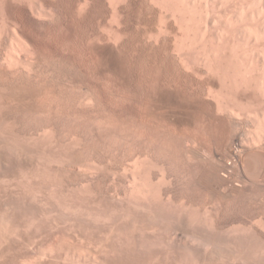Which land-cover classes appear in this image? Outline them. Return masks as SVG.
I'll return each instance as SVG.
<instances>
[{
    "label": "rangeland",
    "instance_id": "374dc122",
    "mask_svg": "<svg viewBox=\"0 0 264 264\" xmlns=\"http://www.w3.org/2000/svg\"><path fill=\"white\" fill-rule=\"evenodd\" d=\"M154 1L0 0V264H264V162L229 158L264 103L207 65L246 21Z\"/></svg>",
    "mask_w": 264,
    "mask_h": 264
},
{
    "label": "bare ground",
    "instance_id": "6f19581e",
    "mask_svg": "<svg viewBox=\"0 0 264 264\" xmlns=\"http://www.w3.org/2000/svg\"><path fill=\"white\" fill-rule=\"evenodd\" d=\"M102 1V0H101ZM108 1V0H107ZM111 2L112 1H115V0H110ZM149 1V0H148ZM152 1V0H151ZM181 1V0H180ZM179 0H177V3L180 2ZM214 1L216 0H201L202 2V9H203V13L204 15H202L203 17V20H204V23L206 24L207 20H208V16H209V12H212L210 11L211 10V3H213ZM234 1H237L234 2ZM155 5H157V3L159 5H162V6H165L168 4L169 0H155ZM185 2V1H184ZM217 2L220 3V7L222 6L223 8H229V6L231 7L233 5V7H236L235 5H238V13L239 15L243 16L245 21H246V24H244L242 27H239L238 30L240 31V33L243 35V37L251 44L250 46L251 49L249 50L248 53H244L242 54V56L240 57V59H243V61H239V59H235V61L233 62V60L231 59H225L224 56H222L221 54L223 53H220V50H216L214 49V53H213V56L210 57L213 58V60L211 59V61L209 60V58H207V61H208V69L210 70L212 68L213 72L215 73L216 77H218L219 79V82H220V85H222L223 83V80H225L224 82H226L228 84V87L230 89H233L234 90H241L243 89L244 90H250L251 91V96H255L254 98L252 97L253 101L258 99V101H255L256 104H258L259 101H262V102H259V103H264V0H217ZM235 4H234V3ZM83 3V2H82ZM86 3V1H85ZM130 3V2H129ZM176 3V1H175ZM183 3V1H182ZM173 4V3H172ZM185 4V3H184ZM193 4V3H192ZM250 4H257L258 5V8L257 10H249L250 7L249 5ZM174 5V4H173ZM172 5V6H173ZM177 5V4H176ZM79 6V5H78ZM111 6V5H110ZM151 6V4H150ZM160 6V7H162ZM171 6V4H170ZM175 6V5H174ZM178 6V5H177ZM252 6V5H251ZM254 6V5H253ZM214 7V6H213ZM99 8V7H98ZM137 8V7H136ZM154 8V7H153ZM167 8V6H166ZM177 8V7H176ZM190 8V7H189ZM32 9V8H31ZM173 9V8H172ZM175 9V8H174ZM201 9V8H200ZM167 10V9H166ZM114 11V10H113ZM160 11V10H159ZM162 11V10H161ZM164 11V9H163ZM169 11V10H168ZM112 12V11H111ZM131 12V11H130ZM84 13V12H83ZM110 13V12H109ZM114 13V12H113ZM147 13V12H145ZM202 13V11H201ZM202 13V14H203ZM214 13V12H213ZM237 13V12H236ZM117 14V13H116ZM159 14V13H158ZM185 14V13H184ZM198 14V13H197ZM227 14V13H226ZM167 15V14H165ZM178 15V14H176ZM212 15V14H211ZM230 15V14H229ZM256 15V16H255ZM32 16V15H31ZM164 16V15H163ZM184 16V15H183ZM255 16V17H254ZM110 17V16H109ZM120 17V16H119ZM188 17V16H187ZM217 17V16H216ZM66 18V17H65ZM122 18V17H121ZM168 18V17H167ZM211 18V17H210ZM188 19V18H187ZM199 19V18H198ZM243 19V18H242ZM164 20V19H163ZM224 23L225 24V29L227 30L226 32H224V30L222 31L221 29V38H224L227 37L226 39H229V31L231 29V23L233 22L234 18L233 16L232 17H226V19L224 18L223 19ZM116 21V20H115ZM165 21V20H164ZM242 21V20H241ZM126 22V21H125ZM171 22V21H169ZM202 22V21H201ZM164 23V22H163ZM162 23V24H163ZM185 23V22H184ZM203 23V22H202ZM208 23V22H207ZM180 24V23H179ZM192 24V23H191ZM212 24H213V20H212ZM222 24V25H223ZM79 25V24H78ZM113 25V24H112ZM117 25V24H115ZM129 25V24H128ZM174 25V24H173ZM204 25V24H203ZM83 26V25H82ZM142 27V26H141ZM205 25L203 26V29H202V34H206L204 32H206V27ZM138 28V27H137ZM99 29V28H98ZM147 29V28H146ZM159 29V28H158ZM186 29V28H185ZM144 30V29H143ZM237 29H235V32H236ZM98 31V30H97ZM137 31V30H136ZM162 31V30H161ZM201 31V30H200ZM209 31V30H208ZM218 31V30H217ZM231 31H233V28L231 29ZM99 32V31H98ZM141 32V31H140ZM105 33V32H104ZM219 33V34H220ZM234 33V32H233ZM97 34V33H96ZM107 34V33H106ZM158 34V33H157ZM181 34V33H180ZM216 34V33H215ZM104 35V34H103ZM186 35V33H185ZM236 35V34H235ZM89 36V35H88ZM162 36V35H161ZM219 36V35H218ZM231 36V35H230ZM233 36V34H232ZM120 37V36H119ZM166 37V36H165ZM180 37V36H179ZM185 37V36H184ZM204 37V35H203ZM237 37V36H236ZM19 38V37H18ZM142 38V37H141ZM181 38V37H180ZM183 38V37H182ZM197 38V37H196ZM217 38V37H216ZM220 38V36H219ZM234 38V36H233ZM231 38V39H233ZM121 39V37H120ZM201 39V38H200ZM191 40V39H190ZM240 40V39H239ZM21 41V40H20ZM164 41V40H163ZM184 41V40H183ZM217 41H220L217 40ZM229 41V40H228ZM113 42V41H112ZM115 42V41H114ZM143 42V41H142ZM154 42V41H153ZM175 42V41H174ZM207 42V41H206ZM215 42V41H214ZM226 42V41H225ZM231 42V41H230ZM20 43V42H18ZM199 43V42H198ZM197 43V44H198ZM222 43V42H221ZM166 44V43H165ZM179 44V43H178ZM195 44V43H194ZM216 44V43H215ZM229 44V43H228ZM234 43H230V45H232ZM16 45V44H15ZM176 45V44H175ZM180 45V44H179ZM196 45V44H195ZM246 45V43H245ZM142 46V45H141ZM183 46V45H182ZM218 46H219V43H218ZM133 47V46H132ZM181 47V46H180ZM192 47V46H191ZM245 47V46H244ZM217 48V47H216ZM221 48V47H219ZM247 48V47H246ZM160 49V48H159ZM182 49V48H181ZM198 49V48H197ZM203 49V48H202ZM236 49V48H235ZM175 50V49H174ZM183 50V49H182ZM185 50V49H184ZM188 50V49H187ZM248 50V49H247ZM139 51V50H138ZM147 51V50H146ZM176 51V50H175ZM224 51V50H223ZM233 52V51H232ZM232 52L230 51V54L233 56ZM237 53V52H236ZM167 54V53H166ZM175 54V53H174ZM246 54V55H245ZM224 55V53H223ZM240 55V54H239ZM124 56V55H123ZM137 56V55H136ZM143 56V55H142ZM154 56V54H153ZM235 56V55H234ZM159 57V56H158ZM166 57V56H165ZM171 57V56H170ZM183 57V56H182ZM208 57V56H207ZM230 57V55H229ZM228 58V57H227ZM169 60V59H168ZM253 61L255 62L253 64ZM140 62V61H139ZM194 62V61H193ZM205 62V61H204ZM144 63V62H143ZM171 63V62H170ZM181 63V62H180ZM27 64V63H26ZM167 64V63H166ZM203 66V65H202ZM188 67V66H187ZM28 68V67H27ZM30 68V66H29ZM172 68V67H171ZM189 68V67H188ZM192 68V67H191ZM158 69V68H157ZM167 69V68H166ZM195 69V68H194ZM143 70V69H142ZM149 70V69H148ZM164 70V69H163ZM171 70V69H170ZM176 70V69H175ZM174 70V71H175ZM201 70V69H200ZM206 70V69H205ZM180 71V70H179ZM139 72V71H138ZM195 72V71H194ZM208 72V71H207ZM212 72V71H211ZM184 73V72H183ZM205 73V72H204ZM146 74V73H145ZM169 74V73H168ZM210 74V73H209ZM137 75V74H136ZM184 75V74H182ZM207 75V74H206ZM163 76V75H162ZM167 76V75H166ZM177 76V75H176ZM187 76V75H186ZM212 76V75H211ZM175 78V77H174ZM13 79V78H12ZM143 79V78H142ZM170 82V81H169ZM172 82V81H171ZM180 82V81H179ZM176 83V82H175ZM142 84V83H141ZM225 84V85H227ZM207 85V84H206ZM224 85V84H223ZM199 87V86H198ZM205 88V87H204ZM191 89V88H190ZM195 89V88H194ZM220 89V88H219ZM198 90V89H197ZM211 91V90H210ZM231 91V90H230ZM207 92V91H206ZM218 92V91H217ZM249 93V92H248ZM208 94V92H207ZM206 94V95H207ZM210 94V93H209ZM213 94V93H211ZM229 94V93H228ZM203 95V94H202ZM244 95V94H243ZM210 96V95H209ZM214 96V95H213ZM222 96V95H221ZM245 96V95H244ZM250 96V95H249ZM212 98V96H210ZM207 98V97H206ZM215 98V97H214ZM221 98V97H219ZM200 99V98H199ZM213 99V98H212ZM249 99V97L247 98ZM261 99V100H259ZM211 100V99H210ZM214 100V99H213ZM220 100V99H218ZM222 100V99H221ZM236 100V99H234ZM251 100V99H250ZM212 101V100H211ZM233 101V100H232ZM249 101V100H247ZM223 103V102H222ZM221 102H217L216 107H217V110L218 112L220 111V109H225V105L222 106ZM240 103V102H238ZM251 103V102H249ZM224 104H225V101H224ZM234 104V103H233ZM237 104V103H236ZM254 104V103H253ZM227 105V104H226ZM235 105V104H234ZM243 105V104H242ZM250 105V104H249ZM264 105V104H262ZM211 106V105H210ZM225 107V108H224ZM245 107V106H244ZM250 107V106H249ZM252 107V105H251ZM261 107V106H260ZM210 108V107H209ZM237 108V107H236ZM246 108V107H245ZM242 109V110H245ZM264 109V107H263ZM261 109L259 114L257 112V114L255 115V112L254 111V114L253 112H251L253 114L252 117H254L255 119L253 120V129L249 132L246 133L247 136H245V132L244 134L242 133H237L233 135L232 139H231V142L233 144V146L235 147L234 151L229 154V158L232 160L231 162L232 163V166L235 165V163L237 164H242L244 161L245 163L248 162V164L255 167H257L256 165L257 162H264V110ZM216 110V109H215ZM230 110V109H229ZM236 110V109H235ZM239 110V109H238ZM225 111V110H224ZM231 111H234L233 109L230 110L228 112V110L226 109V112L225 113H229L230 115L228 116H231V117H240L239 114L237 115V113H234V112H238V111H234V112H231ZM263 111V112H262ZM217 112V111H216ZM221 112V111H220ZM219 112V113H220ZM223 112V110H222ZM242 112V111H241ZM227 113V114H228ZM247 113V112H246ZM210 114V113H209ZM218 115V114H217ZM209 116V115H208ZM225 117V115H223ZM250 116V115H248ZM227 118V117H226ZM232 119V118H231ZM241 119V118H240ZM43 120V119H42ZM249 120V119H248ZM237 121V120H236ZM238 121H240L238 119ZM237 121V122H238ZM42 122V121H41ZM222 122V121H221ZM245 122V121H244ZM217 123V122H216ZM243 123V121H242ZM247 123V122H246ZM205 124V123H204ZM234 125V123H233ZM239 126V125H238ZM241 126V125H240ZM158 127V126H157ZM245 128V127H243ZM247 128V126H246ZM42 129V128H41ZM232 129V128H231ZM240 129V128H239ZM156 130V129H155ZM154 130V131H155ZM197 130V129H196ZM242 130V129H241ZM244 130V129H243ZM246 130V129H245ZM250 130V129H249ZM238 131V129H237ZM40 132V131H39ZM202 132V131H201ZM196 133V131H195ZM199 134V133H198ZM233 134V133H232ZM74 135V134H73ZM22 136V135H21ZM28 136V135H27ZM67 136V135H66ZM190 136V135H189ZM157 137V135H156ZM204 137V136H203ZM191 138V137H190ZM209 138V137H208ZM194 140V139H193ZM198 141V140H197ZM205 142V141H204ZM202 142V143H204ZM194 145V144H193ZM195 147V146H194ZM171 151V150H170ZM205 151V150H204ZM227 151V150H226ZM230 151V150H229ZM169 153V152H167ZM221 153V152H220ZM173 154V153H172ZM224 154V153H223ZM60 155V154H59ZM204 155V154H203ZM178 156V155H177ZM62 157V156H61ZM179 157V156H178ZM152 158V157H151ZM61 159V158H60ZM148 159V158H147ZM153 159V158H152ZM154 160V159H153ZM222 160V159H221ZM229 160V159H228ZM150 161V160H149ZM260 162V163H261ZM262 162V163H263ZM94 163V162H93ZM92 163V164H93ZM173 163V162H172ZM179 163V162H178ZM95 164V163H94ZM155 164V163H154ZM157 164V163H156ZM234 164V165H233ZM179 165V164H178ZM262 165V164H261ZM154 166V165H153ZM231 166V167H232ZM236 166V165H235ZM260 166V164L258 165ZM98 167V166H97ZM171 167V166H170ZM169 167V168H170ZM177 167V166H176ZM238 167V166H237ZM261 167V166H260ZM167 168V167H166ZM219 168V167H218ZM224 169L227 170V169H230V167H227L226 165L224 166ZM251 169V168H250ZM133 172H134V169H132ZM141 170V169H140ZM164 170V169H163ZM178 170V169H177ZM189 170V169H188ZM258 170V169H257ZM261 170V169H260ZM65 171V170H64ZM105 171V169L103 170ZM210 171V170H209ZM214 171V170H213ZM106 172V171H105ZM140 172V171H139ZM178 172V171H177ZM230 172V171H229ZM103 173V172H102ZM108 173V172H107ZM110 173V172H109ZM160 173V172H159ZM214 173V172H213ZM257 173V172H256ZM259 173V171H258ZM104 174V173H103ZM133 174V173H132ZM136 174V173H135ZM167 174V173H165ZM57 175V174H56ZM174 175V174H173ZM260 175V174H259ZM54 176V175H53ZM148 176V175H147ZM164 176V175H163ZM213 176V175H212ZM222 176V175H221ZM238 176V175H237ZM248 176V175H246ZM137 177V176H136ZM162 177V176H161ZM138 178V177H137ZM146 178V177H145ZM219 178V177H218ZM224 178V177H223ZM238 178V177H237ZM141 179V178H140ZM191 179V178H190ZM211 179V177H210ZM227 179V178H226ZM146 180V179H145ZM151 180V178H150ZM169 180V179H168ZM260 180V179H259ZM262 180V179H261ZM59 181V180H58ZM133 181L134 178H133ZM132 181V182H133ZM139 181V179H138ZM142 181V180H141ZM224 181V180H223ZM233 181V180H232ZM217 183V182H216ZM141 184V182H140ZM167 184V183H166ZM210 184V183H209ZM239 184V183H238ZM236 185V186H239V185ZM255 184V183H254ZM81 185V184H80ZM137 185V184H136ZM168 185V184H167ZM171 185V184H170ZM200 185V184H199ZM207 185V184H206ZM262 185V184H261ZM130 188H132V186H134V184L131 186L129 184ZM142 186H144V184H142ZM197 186V185H196ZM136 187V186H135ZM134 187V188H135ZM258 187V186H257ZM264 187V186H263ZM126 188V187H125ZM138 189V186L136 187ZM134 189L135 191H137V189ZM140 188V187H139ZM145 188V187H144ZM214 188V187H213ZM219 188V187H218ZM129 189V188H128ZM159 189V188H158ZM207 189V188H206ZM126 190V189H125ZM142 190V189H140ZM166 190V189H165ZM210 190V189H209ZM215 190V189H214ZM139 191V190H138ZM142 191H145V190H142ZM202 191V190H201ZM134 192V191H133ZM157 192V191H156ZM206 192V190H205ZM219 192V191H218ZM137 193V192H136ZM145 193V192H144ZM125 194V193H124ZM130 194V193H128ZM159 194V193H158ZM202 194V193H201ZM204 194V193H203ZM202 194V195H203ZM213 194V193H212ZM235 194V193H234ZM254 194V193H253ZM262 194V193H261ZM134 195V194H133ZM140 195L143 196V193L141 192ZM146 195V193H145ZM144 195V196H145ZM208 195V194H207ZM250 195V194H249ZM154 196V195H153ZM162 196V195H161ZM206 196V195H205ZM222 196V195H221ZM125 197V196H124ZM137 197V196H136ZM149 197V196H148ZM197 197V196H196ZM219 197V196H218ZM248 197V196H247ZM135 198V196L133 197ZM143 198V197H142ZM202 198V197H201ZM220 198V197H219ZM228 198V197H227ZM240 198V197H239ZM127 199V198H126ZM154 199V198H153ZM233 199V198H232ZM132 200V199H131ZM145 200V199H144ZM150 200V199H149ZM166 200V199H165ZM193 200V199H192ZM200 200V199H199ZM207 199H205L206 201ZM137 201V200H136ZM260 201V200H259ZM263 201V200H262ZM133 202V201H132ZM135 202V201H134ZM142 202V201H141ZM149 202V201H148ZM232 202V201H231ZM239 202V201H238ZM247 202V201H246ZM143 203V202H142ZM147 203V202H146ZM208 203V202H207ZM259 203V202H258ZM135 204V203H133ZM149 204V203H148ZM257 204V203H256ZM139 205V204H138ZM137 205V207H139ZM225 205V204H224ZM250 205V204H249ZM259 205V204H258ZM257 205V206H258ZM202 206V205H201ZM214 206V204H213ZM263 206V205H261ZM135 207V206H134ZM142 207V206H141ZM144 207V206H143ZM142 207V208H143ZM242 208V207H241ZM256 208V207H255ZM205 209V208H204ZM228 209V208H227ZM239 209V208H238ZM248 209V208H247ZM262 209V208H261ZM220 210V209H219ZM232 210V209H231ZM250 210V209H249ZM258 210V209H256ZM234 211V210H233ZM238 211V210H237ZM251 211V210H250ZM214 212V211H213ZM221 212V211H220ZM249 212V211H248ZM111 213H113L111 211ZM208 213V211H207ZM206 213V214H207ZM252 213V212H251ZM259 213V212H258ZM257 213V214H258ZM105 214V213H104ZM108 214V213H107ZM212 214V213H211ZM210 214V215H211ZM249 214V213H247ZM91 215V214H90ZM114 215V214H113ZM261 215H263L261 213ZM204 216V215H203ZM214 216H215V213H214ZM92 217V216H91ZM99 217V216H98ZM110 217V216H109ZM220 217V216H219ZM242 217V216H241ZM254 217V216H253ZM256 217V216H255ZM111 218V217H110ZM108 218V219H110ZM207 218V217H206ZM259 218V217H258ZM203 219V217H202ZM218 219V218H217ZM261 219V218H260ZM205 220V219H204ZM213 220V219H211ZM227 220V219H226ZM206 221V220H205ZM107 223V222H106ZM211 223H213V221H211ZM208 224V223H207ZM216 224V223H215ZM7 224H5L6 226ZM261 225V224H260ZM12 226V225H11ZM217 226V225H216ZM213 227V226H212ZM261 227V226H260ZM205 228V227H204ZM208 229V228H207ZM118 230V229H117ZM215 230V229H214ZM264 230V229H263ZM114 231V229H113ZM112 232V231H111ZM258 233V232H257ZM112 234V233H111ZM116 234V233H115ZM264 234V233H263ZM113 235V234H112ZM259 236V235H258ZM196 238V237H195ZM261 238V237H260ZM202 240V239H201ZM193 242V241H192ZM198 242V241H197ZM202 242V241H201ZM205 243V241L203 242ZM198 245V244H196ZM115 246V245H114ZM194 246V245H193ZM206 246V245H205ZM113 248V247H112ZM116 248V247H114ZM118 248V247H117ZM206 248V247H204ZM117 250V249H116ZM195 250V249H193ZM201 250V249H200ZM203 250V249H202ZM192 252V251H191ZM194 252V251H193ZM264 252V251H263ZM206 253V252H205ZM197 254V253H196ZM201 254V253H200ZM199 255V254H198ZM197 255V257H198ZM204 255V254H203ZM204 259V258H202ZM193 260V259H192ZM195 263L194 264H205V259L204 261L202 260H199V258H194ZM207 261V259H206ZM193 263V262H192ZM206 264H209V263H206Z\"/></svg>",
    "mask_w": 264,
    "mask_h": 264
}]
</instances>
